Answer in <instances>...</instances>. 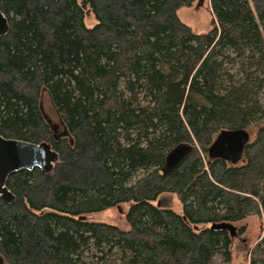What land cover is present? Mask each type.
<instances>
[{"label": "trees", "instance_id": "16d2710c", "mask_svg": "<svg viewBox=\"0 0 264 264\" xmlns=\"http://www.w3.org/2000/svg\"><path fill=\"white\" fill-rule=\"evenodd\" d=\"M193 2L0 0V135L57 154L48 171L7 178L4 264L228 263L239 223L264 219V110L247 86L248 69L264 66V0H208L206 32L179 17ZM251 125L243 163L210 155L219 133ZM165 192L181 212L161 206ZM121 203L128 229L83 218ZM221 222L237 237L210 228ZM248 264H264V230Z\"/></svg>", "mask_w": 264, "mask_h": 264}, {"label": "rangeland", "instance_id": "374dc122", "mask_svg": "<svg viewBox=\"0 0 264 264\" xmlns=\"http://www.w3.org/2000/svg\"><path fill=\"white\" fill-rule=\"evenodd\" d=\"M180 19L191 26L196 32L208 31L214 23V16L208 4V0H195L192 5L185 6L178 11ZM96 23L93 13L86 10L85 24L89 27ZM245 67L246 61L243 62ZM250 75L247 86L251 89L252 94L258 103L261 105V110H264V66L261 68H249L247 71ZM41 109L45 118L49 121L51 126L55 129L57 134L64 132L60 118L47 94L46 91L41 93ZM262 111L260 113H262ZM248 142H250L256 131V126L251 125L248 129ZM177 156H169L168 162L174 164L178 161ZM244 159L241 157L237 161H231L233 164H241ZM161 206L163 208H170L176 212H181V203L177 196L171 192L162 193L159 196ZM159 202V201H158ZM160 203V202H159ZM128 210V203H121L117 207H110L99 212L87 213L83 218L87 221L104 222L113 224L121 229H128L126 221V212ZM241 225H246V232L235 238L233 245L232 259L228 263L222 262V257L216 256V260L221 264H248L252 246L256 243L264 230V219L261 215H249L245 220L240 222ZM4 264V261H3Z\"/></svg>", "mask_w": 264, "mask_h": 264}, {"label": "water", "instance_id": "95a60500", "mask_svg": "<svg viewBox=\"0 0 264 264\" xmlns=\"http://www.w3.org/2000/svg\"><path fill=\"white\" fill-rule=\"evenodd\" d=\"M8 31L7 19L0 11V36ZM248 142V132L245 129L223 131L219 133L209 147L212 157H219L228 161H237L242 157L244 145ZM57 154L48 143H31L19 139H7L0 135V196L9 201L13 196L6 188V181L10 174L20 170L39 168L50 170ZM167 166L163 167L165 171ZM159 204V203H157ZM211 229L227 230L232 238L237 237L236 228L231 223H212ZM0 264L3 258L0 256Z\"/></svg>", "mask_w": 264, "mask_h": 264}]
</instances>
